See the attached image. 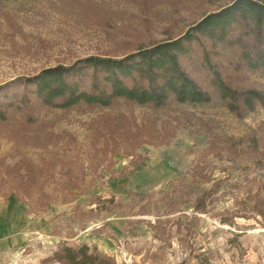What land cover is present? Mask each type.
<instances>
[{
    "label": "rangeland",
    "instance_id": "1",
    "mask_svg": "<svg viewBox=\"0 0 264 264\" xmlns=\"http://www.w3.org/2000/svg\"><path fill=\"white\" fill-rule=\"evenodd\" d=\"M232 1L0 0V86L177 38ZM213 60L264 90L232 52ZM198 65L184 63L208 104L33 102L32 120L0 123V264H59L60 246L84 244L114 264H264V109L232 114Z\"/></svg>",
    "mask_w": 264,
    "mask_h": 264
},
{
    "label": "trees",
    "instance_id": "2",
    "mask_svg": "<svg viewBox=\"0 0 264 264\" xmlns=\"http://www.w3.org/2000/svg\"><path fill=\"white\" fill-rule=\"evenodd\" d=\"M221 52L235 54L238 67L264 73V0H234L204 16L182 36L139 47L119 58L89 56L69 66L17 78L0 86V123L15 112H25V118L32 120L33 102L64 111L80 105L108 108L118 100L152 109L171 102L208 104L212 93L184 67L194 58L208 87L229 112L241 117L264 109V90L238 89L222 77L213 60ZM257 212L264 217V204ZM48 261L114 264L109 258L89 254L85 244L79 248L62 245Z\"/></svg>",
    "mask_w": 264,
    "mask_h": 264
}]
</instances>
